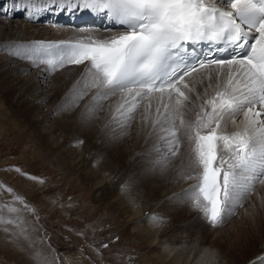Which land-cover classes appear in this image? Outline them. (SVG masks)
I'll list each match as a JSON object with an SVG mask.
<instances>
[{
  "label": "snow or ice",
  "instance_id": "6c2138e0",
  "mask_svg": "<svg viewBox=\"0 0 264 264\" xmlns=\"http://www.w3.org/2000/svg\"><path fill=\"white\" fill-rule=\"evenodd\" d=\"M14 7L29 20L44 11L89 12L115 23V29L100 30L114 35L101 38L81 28L77 31L87 34L74 40L17 44L11 54L44 65L42 71L50 74L82 66L65 94L73 103L58 105L59 110L70 112L91 92L82 119H99L107 103L110 122L127 129L142 108L140 123L150 121L152 131L163 133L160 139L168 145L164 160L177 156L186 142L187 164L181 163L190 174L184 179L196 181L188 190L191 206L213 228L227 223L257 184H264V0H15ZM205 43L217 46L209 48V55L215 51L228 58L189 57L195 51L190 45ZM195 101H201L198 111L186 119ZM228 122L237 125L235 131H222ZM120 187L134 204L131 184L125 181ZM13 199L34 211L19 195ZM5 207L10 213L20 211ZM151 220L156 226L164 222L156 216ZM0 224L13 226L3 231L11 235L14 248L26 250L21 240L32 248L23 217H0ZM31 258L35 264L47 260L38 250Z\"/></svg>",
  "mask_w": 264,
  "mask_h": 264
},
{
  "label": "rangeland",
  "instance_id": "374dc122",
  "mask_svg": "<svg viewBox=\"0 0 264 264\" xmlns=\"http://www.w3.org/2000/svg\"><path fill=\"white\" fill-rule=\"evenodd\" d=\"M85 34L87 33H81L80 36ZM65 36L61 38V41H71L79 37V35L70 36L67 34ZM35 40L46 42L43 39ZM34 41L25 40L14 43V45H28ZM24 61L25 63L27 62L26 65L30 71L44 68V65L34 66L32 62ZM67 68L69 67L67 66L62 70L51 73V75L46 72L50 78H53V76L57 77V75L62 74L64 72L63 70ZM8 82L13 84L21 94L29 89V87L20 89L21 86L17 85L10 78L2 80L0 84L4 86ZM0 90V185L13 189V192L9 193L5 190V187H0V217L5 219H13L15 216L23 217L28 234L34 242L32 248H28L27 242L21 240L20 243L26 249L24 251L14 248L13 244L9 242L12 239L11 235L3 231L4 227L13 228V226L0 224V264H35V261L31 258L34 250L40 251L47 257L45 264H158L149 256V253H141L144 248L143 244L134 234L129 232V228L125 227L124 219L119 217L120 215L117 214L115 204L110 202V197L116 189L121 192L120 186L122 183L125 181L131 185L135 183L137 167L149 165L159 170L163 165H165L164 167L169 166L173 161L169 160L171 159L170 157L164 160V156L161 154L150 155V153L147 154L145 152V150H148L150 146L156 143L155 140H160V136L163 133L159 132V130L152 131L150 121L147 126L140 123V112L143 109L141 108L140 112L136 115V119L132 122L131 127L134 126V128L130 127L127 129H120L117 123L110 122L111 115L109 110H107V103L105 104L104 111L98 113L99 119L94 118L88 121L87 117L84 119L81 118L82 110L86 111L84 105L91 99V92V94L89 93L70 112L62 110L55 111L58 120L69 122L66 126L68 129L72 128L66 131V135L74 134V137H79L78 140L83 141V143L77 146L79 147L80 154H89L92 156L100 154L106 159L109 158V162L105 164L104 169L102 168V171H98L99 173H103L102 177L104 181H109V186H107L108 184L105 185V182L102 183L98 194L94 196L91 184H89L90 177H84L83 175L86 170L83 168L79 170L77 168L78 166L71 165L69 160L63 158V155H58L52 151L53 149L49 150L48 147L46 148L40 139H37V141L32 123L27 125L24 123L26 109L28 108L26 107L23 110V107H21L23 104L19 106L15 103H10L9 99H11L12 91H4L1 86ZM68 90L69 86L66 93H68ZM61 96H59L61 105H71L73 103V97L71 95L63 94ZM53 97L57 99L58 95L56 94ZM134 123L140 128L141 138L139 140H142L139 143V149L135 150L139 151H133L137 153L134 157L135 159L133 158V161L129 160L130 162L127 160L126 163L124 161L127 159L125 158V146L122 145V142L125 143L127 140L133 142L130 134L136 130ZM55 124L59 125L60 123L57 121ZM34 126L38 130V122H35ZM129 129L131 132L128 131ZM151 143L152 145H149ZM140 151L142 152L141 154H139ZM112 155L116 157L114 156L113 158ZM15 168H20L23 172L29 173L32 176L43 178L44 183L41 184L27 179L16 172L14 170ZM145 169L147 168L145 167ZM174 172L175 170L173 168L172 174ZM172 178L174 177L172 176ZM194 183L196 181L189 183L186 187L187 190H184L179 195V199L190 204V206L191 201H189L188 190ZM115 185L117 186L115 187ZM141 185L145 187L146 184L142 182ZM185 192L187 197L184 195ZM255 193L256 190L243 201L242 207L236 208L235 214L228 219L227 223L216 228H213L203 219L202 214L192 206L191 210L194 212L193 215L195 214L198 217H194L195 215L192 217L190 211L177 212L176 215L179 216L169 215L168 219L170 221L173 220V222L171 226L160 227V234L177 235V237L174 241L172 240L173 244L171 240L168 242V239L165 240L164 238L165 243L163 241L161 246H165L164 248L168 253L174 249L173 247L180 246V244L182 246L181 249L186 248V245L192 242V234L194 232L191 229L195 228L198 223L194 222L195 224H191L188 228L189 230L184 227V224L189 220L195 221L199 219L202 220V222L200 221L202 225H198L200 228L198 229V233L201 235V238L198 242V248H200L197 251L201 252V258L198 260L194 257V254L185 250L186 253H191L193 258L178 256L176 257L179 261L178 264H198V262L208 264L207 261H209V264L213 262L214 264L245 263L251 254L247 256L245 255L247 251L243 252L245 250L244 238L249 234L257 233L255 220L259 215L261 217V210H264V205L262 207H256L257 200L254 199L251 207L253 212H250L256 214L254 219L246 218V215H249V213L243 216L238 222H234L241 213H244L243 209L246 202ZM261 194L262 192L257 196L259 197L258 199L261 198L260 196H263ZM15 195L22 197L24 202L34 209V211H29L19 202L14 201L13 197ZM119 197L121 198V196ZM176 203L178 204V202ZM5 205L19 208L20 211L18 213H10ZM148 213L149 210L145 211V214ZM181 215L182 218L180 219ZM251 220H254L253 224ZM146 224V226L153 230L155 229L150 224ZM13 230L15 231V229ZM208 230H211V232H206ZM105 244L108 245L107 248L103 247ZM170 245L171 247H168ZM161 246L160 248H162ZM167 247L169 251H167ZM213 251L218 253V263L212 258ZM173 252H170V258H175L174 256L176 254ZM194 259L198 261L195 263Z\"/></svg>",
  "mask_w": 264,
  "mask_h": 264
},
{
  "label": "bare ground",
  "instance_id": "6f19581e",
  "mask_svg": "<svg viewBox=\"0 0 264 264\" xmlns=\"http://www.w3.org/2000/svg\"><path fill=\"white\" fill-rule=\"evenodd\" d=\"M39 2L40 0H37V3ZM14 3L15 0H0V82L6 78H10L17 85L21 86L20 89L24 87H29V89L23 94H21L10 82L5 84L4 86L0 84V86L1 88H3L4 91L5 90L12 91L11 99H9L10 103H15L19 106L20 104L21 105L23 104V106H21L23 107V110H25L26 107L28 108L26 109L27 112H26V117L24 118V123L26 125L32 123L36 135L35 137L36 140L40 139L46 148L48 147L49 150L53 149L52 151L58 155L59 154L63 155V158L69 160V163L71 165L75 167L78 166L77 168L79 170L81 168L86 170V172H84L83 175L84 177H90L89 184H91L92 192L94 196H96L98 194V190L101 187L102 183L105 182L106 183L105 185L108 184L107 186H109V181H104L102 177L103 173L98 172L102 168L104 169L105 164L109 162L108 160L109 158L106 159L105 157H102V155L100 154H96L95 156L89 154H85V155L80 154L78 150L79 147H77L79 144H81V143H77L78 141H80L78 140L79 137L78 138L74 137L73 136L74 134H70L69 136L66 135L67 134L66 131L72 129V128L68 129V127L66 126L69 122L67 123V121L64 120H58V117L55 115V111L59 110L57 108V105L58 104L61 105L60 103V97H62L61 95L66 94L68 86L69 88H71L72 83L79 77L80 72L82 71V66H74V65L68 66L69 68L63 70L64 71L63 73L61 71L62 74L59 73L60 75H57V77L55 76L56 78L54 76L53 78H50L49 74L46 71H42V69L30 71V69L26 65L27 62L25 63L23 59L17 58L11 54V48L15 46L14 43L17 42H22L25 40L34 41L35 39H43L48 42H59L62 40L61 38H63L65 34L70 36H75V35L80 36L81 33L77 31L78 29L81 28L91 29V28H88L87 25L85 24L81 27L74 26L73 23L78 22L79 19L90 15V13L83 12V13H75L72 15H66L63 13H56L54 11H44L43 13L35 16L33 19L29 20L26 18L24 11H17L15 9ZM97 18H103V16ZM65 20L66 22H70L69 25L64 24ZM91 30H93L94 35L99 36L101 38H103L104 36L116 34L115 32H102L100 31V29H96V28ZM205 71L206 70L202 69L201 73ZM194 77L199 79L200 74H194ZM206 83L207 81H205V84ZM201 91L203 90L201 89ZM56 94L58 95V97L59 96L60 97L54 99L53 96H55ZM200 103L201 101H195L194 105H190L191 111L187 113L186 119L194 118V113L198 111V105ZM155 106L156 105L154 102L153 103L154 110H155ZM236 119L238 122L242 121L243 115L241 114L237 116ZM57 121L60 123L59 125L55 124V122ZM35 122H38L39 125L38 130L35 129L34 126ZM136 125L137 124H135V126ZM136 127H135L136 130L134 129L135 130L134 132H131L130 129L128 130L129 132H131V134L130 133L129 134L133 142H131L130 140L125 141V143L122 142V145L125 146V152H126L125 158L127 159L124 161L126 163L127 160L133 161L132 159L137 154L135 152L139 151V150L137 151L135 150L139 149L140 146L139 143L142 139L139 140V138H141L140 128H138L139 126ZM236 127L237 125L228 122L227 125L222 128V131L232 132L236 130ZM131 128H134V126H132ZM155 142L156 143L153 145L152 143L154 142L149 144L152 146H150L148 150L144 149L145 152L147 154L150 153V155L161 154L164 156L165 153L167 152L168 145L164 140L161 139L157 141L155 140ZM187 148H188L187 143L186 142L182 143L180 153L175 157H171L169 155L168 157L171 158L169 160L171 161L173 160V161L170 163L169 166L164 167L165 165H163V167L161 168L159 167L161 170L160 169L158 170L155 167L153 168L152 166L149 165L145 166L147 169H145V167L143 166L137 167V170L135 172V183L131 185L132 192L135 195L134 204L130 203L127 196L117 189L110 197V202L115 204L114 206L117 210V214L120 215L119 216L120 218L122 217L124 219L125 227L129 228V232L134 234L143 244L144 248L141 253L142 254L149 253L150 254L149 256L156 261L155 263L158 264H178L179 261L177 260L176 257L184 256L185 258H193L191 253L194 254V257L197 258L198 260L201 258V252H198L197 250L200 248V247L198 248V242L200 241L201 238V235H199L198 233V229H200L198 225L199 226L202 225L201 223L202 220L196 218L195 221L189 220L184 224V227L188 229L189 226H191V224H195L194 222L198 223L197 226L195 225L196 226L195 228L191 229V231L193 230L194 232L192 234V240H191L192 242L186 245L187 246L186 248L181 249L182 246L180 244L181 247L176 246L173 247L174 248L173 250L170 249L172 251H169L168 247H171L170 245L167 247L168 249L167 251H169L168 253L164 248L165 246L164 247L161 246L164 241V238L165 240L168 239V242H170L169 240H171L172 242V240L174 241V239H176L177 237V235L170 236V234L169 235L160 234L161 233L160 227L171 226L173 222V220L170 221L168 219L169 215L175 216L177 212L182 213L183 211H190L192 213V217L195 215V214L193 215L194 212L193 210H191L192 208L190 204L185 203L181 199H179L180 197L179 195L184 190L185 191L187 190L186 189L187 185H189V183H191L192 181H195V180L184 179L185 175L190 174L182 167V163H181L183 161L184 165L187 164ZM130 150H132V152H130ZM141 151L139 154L142 153ZM113 152L116 153V151L114 150ZM112 156L114 158L115 155ZM173 168L175 170L174 174H172ZM172 176L174 178H172ZM142 182L146 184L145 187L142 185L140 186ZM116 186L117 185H115V187ZM263 189H264V184H260L256 186V193L246 202L243 209L244 213H241L235 219L234 223L238 222L243 216L246 215V210L248 214L252 211L251 207L253 203L252 201L254 199L257 200L256 207H262L264 205V203H262V200H264ZM261 192L263 196H260L261 198L258 199L259 197L257 196ZM184 195L186 196V192L184 193ZM119 196H121V198ZM176 202H178V204ZM150 205L151 207H149ZM144 210L145 211L149 210V213L145 214ZM153 216L162 218L164 222L159 226H156L155 222L151 220V217ZM196 216L197 215H195L194 217ZM255 216H256L255 213H250L249 215H246V218L254 219ZM181 218L182 215L180 216V219ZM255 221H256L255 228L257 233L249 234L244 238L245 250L243 252L247 251L245 255L248 256L249 254H251V256L243 264H264V210H261V217L259 215ZM251 222L253 224L254 220L253 221L251 220ZM146 223L153 226L156 229V231L155 229L153 230L152 228L146 226L147 225ZM161 230L163 229L161 228ZM155 232L158 233V235H156ZM206 232H211V230H208ZM178 238H177V242H178ZM160 246L162 248H160ZM185 250H188L191 253H186ZM170 252L176 254V256H174L175 254L173 255L175 258L173 257L170 258ZM196 252H198L199 254ZM213 253L214 255H212V258L218 263L219 261L218 253L216 251H213L212 254ZM197 259L196 260L194 259L195 263L196 261H198ZM207 262L209 264V261ZM198 264H202V263L198 262ZM212 264H214V262Z\"/></svg>",
  "mask_w": 264,
  "mask_h": 264
}]
</instances>
